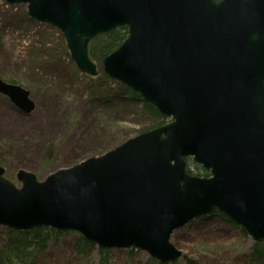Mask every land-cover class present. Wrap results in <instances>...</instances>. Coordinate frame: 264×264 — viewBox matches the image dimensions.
<instances>
[{"label": "water", "instance_id": "obj_1", "mask_svg": "<svg viewBox=\"0 0 264 264\" xmlns=\"http://www.w3.org/2000/svg\"><path fill=\"white\" fill-rule=\"evenodd\" d=\"M4 1L61 31L90 77V43L126 27L102 69L171 122L44 181L20 170L17 187L0 167L1 227L74 232L171 264L183 256L173 234L218 210L264 242V0ZM0 93L36 109L19 85L0 79ZM187 158L210 176L189 174Z\"/></svg>", "mask_w": 264, "mask_h": 264}, {"label": "rangeland", "instance_id": "obj_2", "mask_svg": "<svg viewBox=\"0 0 264 264\" xmlns=\"http://www.w3.org/2000/svg\"><path fill=\"white\" fill-rule=\"evenodd\" d=\"M64 40L55 27L30 19L28 5L0 0V79L29 90L36 104L25 115L0 94V116H10L9 122H0V167L17 187L20 170L44 181L60 169L113 150L152 124L135 103L122 106L113 100L107 106L103 91L90 89L91 78L78 70ZM8 230L0 226V245ZM63 233L58 244L51 242L43 264H99L98 253L87 259L73 251L77 233ZM253 242L218 215L195 219L172 237L185 257L202 264H247ZM137 252L130 260L127 250H112L109 264H148L150 256Z\"/></svg>", "mask_w": 264, "mask_h": 264}, {"label": "trees", "instance_id": "obj_3", "mask_svg": "<svg viewBox=\"0 0 264 264\" xmlns=\"http://www.w3.org/2000/svg\"><path fill=\"white\" fill-rule=\"evenodd\" d=\"M127 36L128 30L126 27H119L109 33L97 36L90 43V56L92 60L94 62L99 61L102 63L105 57L113 53L122 45ZM90 80L93 82H91L90 89L94 88L103 91L104 102L107 106H109L113 100H117L122 106H125V104L129 105L130 103H135L137 106H140L142 112L152 122L149 127L140 129V133L151 131L168 123V118L161 115L154 106L145 102L139 94L134 93L126 86L112 81L102 69L97 77L91 78ZM111 85H115L116 89L112 90L110 88ZM186 162L187 172L189 174L204 178L210 176L209 171L205 170L200 165L195 164L192 159L188 158L186 159ZM190 163L194 164V170ZM216 215L226 218L228 222L239 228L241 230L242 238L247 236V233L242 227L227 218L223 213L215 210L210 214V216ZM64 234L65 233L52 228H39L31 231L8 230L6 238L2 240V245H0V264H43V257L48 255L51 242L53 241L58 244L59 238ZM72 249L77 255L87 259L93 254L98 253L100 256L99 264H109V259L112 253L110 250L97 248L94 243L87 241L81 235H77L73 240ZM127 252L130 260L136 259L138 255L136 250H130ZM179 261H182L183 264H202L196 259L187 256H183ZM178 262L173 264H177ZM148 264L162 263L149 258ZM247 264H264V242H253Z\"/></svg>", "mask_w": 264, "mask_h": 264}, {"label": "flooded vegetation", "instance_id": "obj_4", "mask_svg": "<svg viewBox=\"0 0 264 264\" xmlns=\"http://www.w3.org/2000/svg\"><path fill=\"white\" fill-rule=\"evenodd\" d=\"M2 95V94H1ZM6 97V96H5ZM8 98V97H7ZM9 99V98H8ZM10 100V99H9ZM11 101V100H10ZM13 104V103H12ZM13 106L17 109V111L19 112V113H23V114H25L24 112H22L17 106H15L14 104H13ZM25 115H30V114H25ZM10 116H8V117H6L5 115H1L0 116V122L1 121H3V120H6V119H8V121L7 122H9L10 121ZM7 127V126H6ZM6 130H9V129H7L6 128Z\"/></svg>", "mask_w": 264, "mask_h": 264}, {"label": "bare ground", "instance_id": "obj_5", "mask_svg": "<svg viewBox=\"0 0 264 264\" xmlns=\"http://www.w3.org/2000/svg\"><path fill=\"white\" fill-rule=\"evenodd\" d=\"M96 38V37H95Z\"/></svg>", "mask_w": 264, "mask_h": 264}]
</instances>
